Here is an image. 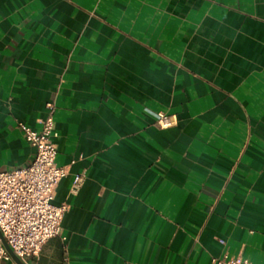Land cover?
Returning a JSON list of instances; mask_svg holds the SVG:
<instances>
[{"label":"crops","instance_id":"crops-1","mask_svg":"<svg viewBox=\"0 0 264 264\" xmlns=\"http://www.w3.org/2000/svg\"><path fill=\"white\" fill-rule=\"evenodd\" d=\"M48 102L67 211L33 264H264V0H0V171Z\"/></svg>","mask_w":264,"mask_h":264},{"label":"built area","instance_id":"built-area-1","mask_svg":"<svg viewBox=\"0 0 264 264\" xmlns=\"http://www.w3.org/2000/svg\"><path fill=\"white\" fill-rule=\"evenodd\" d=\"M47 112L40 131L24 123L18 126L26 141L35 149L33 160L26 166L0 171V231L22 264H33L42 247L62 233V220L67 205L53 203L57 186L67 175V167L57 163L55 103L46 104ZM160 129L177 126L174 113H158ZM81 177H77L76 184ZM18 264L0 239V261ZM213 264H250L241 257L214 258Z\"/></svg>","mask_w":264,"mask_h":264},{"label":"water","instance_id":"water-1","mask_svg":"<svg viewBox=\"0 0 264 264\" xmlns=\"http://www.w3.org/2000/svg\"><path fill=\"white\" fill-rule=\"evenodd\" d=\"M0 239L5 247V249L7 250V252L9 253V255L12 257V259L14 261H16L18 264H22L21 261L18 259V257L16 256V254L14 253V251L11 249V247L7 244V242L5 241L4 237L2 236V233L0 231Z\"/></svg>","mask_w":264,"mask_h":264}]
</instances>
